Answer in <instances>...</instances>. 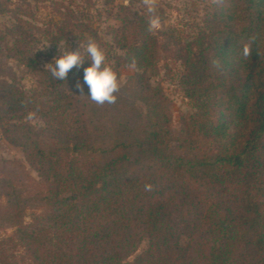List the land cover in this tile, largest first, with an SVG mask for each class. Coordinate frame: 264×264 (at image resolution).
I'll list each match as a JSON object with an SVG mask.
<instances>
[{
	"label": "trees",
	"instance_id": "obj_1",
	"mask_svg": "<svg viewBox=\"0 0 264 264\" xmlns=\"http://www.w3.org/2000/svg\"><path fill=\"white\" fill-rule=\"evenodd\" d=\"M56 10L61 38L93 32L71 6ZM21 15L10 40L0 34V124L38 179L0 158V264H264V0H215L180 47L179 87L197 110L177 137L171 100L151 82L172 38L148 30V11L121 7L109 28L117 66L137 70L113 104L75 87L82 70L61 81L41 67L40 28L32 11ZM4 57L37 73L41 89L21 90Z\"/></svg>",
	"mask_w": 264,
	"mask_h": 264
},
{
	"label": "rangeland",
	"instance_id": "obj_2",
	"mask_svg": "<svg viewBox=\"0 0 264 264\" xmlns=\"http://www.w3.org/2000/svg\"><path fill=\"white\" fill-rule=\"evenodd\" d=\"M215 0H153L157 12L163 11L164 20L161 28L154 31L161 43H166L169 37L172 38L170 48L163 52L160 62L159 74L151 79L153 85L160 84L165 93L171 100L173 112L172 131L174 136H178L181 127V118L184 114L194 113L197 108L182 92L179 87V78L182 73V67L177 60V53L185 42L193 40L200 29L204 26L209 7ZM57 3V4H56ZM62 4L71 6L75 12L76 19L92 27V33L85 32L79 37L77 35L61 38L62 34L57 25H62V20L57 13V8ZM121 7H127L132 14H139L147 11L145 0H12L10 8L11 13L0 14V34L10 40L6 32L7 27H11L15 21V14L22 16L21 11H32L34 13L31 21L40 29L37 32L33 42V52L38 56L41 67L46 68V64L59 55V42L65 41L73 49H79V41L86 43L89 38H93L100 44L106 54L107 61L113 64L122 79L121 87L124 86L129 77L137 72L136 69L129 67H118L117 57L122 54L112 41L109 34V28L118 26L117 20ZM3 61L8 68L13 69L15 74L14 82L26 94L30 95L41 89V78L37 73L30 71L19 62L4 57ZM70 91V90H69ZM39 125V121H32ZM173 152H178L177 144L173 145ZM0 158L2 167L13 168L6 161H21L30 174L38 179L36 167L30 164L18 146L11 144L5 134L4 128L0 124ZM3 201V200H2ZM31 212L27 213L26 221L29 222ZM13 229H1L2 236L11 235ZM147 240H143L137 251L128 258L127 261H133L147 248Z\"/></svg>",
	"mask_w": 264,
	"mask_h": 264
},
{
	"label": "clouds",
	"instance_id": "obj_3",
	"mask_svg": "<svg viewBox=\"0 0 264 264\" xmlns=\"http://www.w3.org/2000/svg\"><path fill=\"white\" fill-rule=\"evenodd\" d=\"M150 18L148 20V30L154 32L161 28L162 18L157 13L153 0H145ZM59 55L55 56L50 63L46 64V69L50 71L53 78L67 81L70 71L73 69L82 70V79L77 80L75 87L81 89L87 86V94L92 101L97 104H113L117 101V93L121 87L122 79L113 64L107 61L105 51L93 38H89L86 43L79 41V49H73L60 41ZM243 54H249L247 45L243 48ZM87 64V66H85ZM135 68V61L128 65ZM33 113H29L28 118L32 119ZM150 189V185H146Z\"/></svg>",
	"mask_w": 264,
	"mask_h": 264
}]
</instances>
